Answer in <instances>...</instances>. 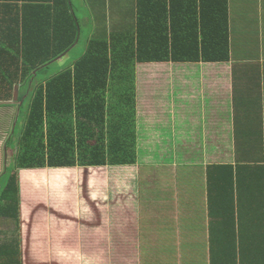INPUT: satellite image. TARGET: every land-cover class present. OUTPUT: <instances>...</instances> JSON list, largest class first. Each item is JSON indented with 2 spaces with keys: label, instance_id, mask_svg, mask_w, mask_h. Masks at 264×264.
I'll return each mask as SVG.
<instances>
[{
  "label": "crops",
  "instance_id": "0c3cea01",
  "mask_svg": "<svg viewBox=\"0 0 264 264\" xmlns=\"http://www.w3.org/2000/svg\"><path fill=\"white\" fill-rule=\"evenodd\" d=\"M78 1L86 45L135 29L138 0L124 13L121 0ZM191 6L200 16L197 0H177L172 18ZM225 7L227 61L136 63L137 162L84 169L80 189L22 192L19 221L0 215V245L20 240L22 264L264 261V0Z\"/></svg>",
  "mask_w": 264,
  "mask_h": 264
},
{
  "label": "trees",
  "instance_id": "16d2710c",
  "mask_svg": "<svg viewBox=\"0 0 264 264\" xmlns=\"http://www.w3.org/2000/svg\"><path fill=\"white\" fill-rule=\"evenodd\" d=\"M149 1L138 0L133 31L90 39L79 58L47 75L44 70L79 43L82 5L78 0H0V103L17 105L5 146L10 161L0 175L1 216L17 223L22 192L51 190L35 188L39 182L30 174L39 178L57 169L137 162L136 63L229 59L225 0H197L200 16L185 7L179 21L171 11L177 0H153V7ZM211 168L218 175L233 173L231 166ZM3 245L0 258L22 264L20 240ZM243 261L230 262L264 264Z\"/></svg>",
  "mask_w": 264,
  "mask_h": 264
},
{
  "label": "rangeland",
  "instance_id": "374dc122",
  "mask_svg": "<svg viewBox=\"0 0 264 264\" xmlns=\"http://www.w3.org/2000/svg\"><path fill=\"white\" fill-rule=\"evenodd\" d=\"M123 3V13L125 11H128L129 9V3L130 0H121ZM80 18V16H79ZM84 26V25H83ZM86 33L87 29H82V32L80 34V40L77 45L68 52L67 55H65L60 61H56L52 63L47 71H45L46 74H53L58 69L69 66L73 61H75L77 58H79L82 53L86 49ZM156 80V77H155ZM157 83L160 84V78L157 80ZM156 88H159L156 86ZM2 110L0 112V129L3 130L4 133V139L2 141H6L8 136L10 135V130L13 123V116L12 112L8 114V119H3L4 114L7 113V111L3 112ZM3 141V142H4ZM15 148H13L10 153H14ZM10 156V155H9ZM10 158V157H9ZM85 173V174H84ZM87 172L84 169H69V170H59V171H45L44 175L39 176V178H36L39 183H37L34 187L35 188H51V190H57L60 191V189H80L83 186V179L86 177ZM83 176V177H82ZM94 176V174H93ZM34 182V181H33ZM51 192L50 199H58V202L63 200L64 198L60 195V193ZM56 194L54 197L53 195ZM57 202V203H58ZM32 219V218H31ZM33 220V219H32ZM59 264V263H58Z\"/></svg>",
  "mask_w": 264,
  "mask_h": 264
},
{
  "label": "water",
  "instance_id": "95a60500",
  "mask_svg": "<svg viewBox=\"0 0 264 264\" xmlns=\"http://www.w3.org/2000/svg\"><path fill=\"white\" fill-rule=\"evenodd\" d=\"M18 97V87L16 86L13 93V101H16Z\"/></svg>",
  "mask_w": 264,
  "mask_h": 264
}]
</instances>
